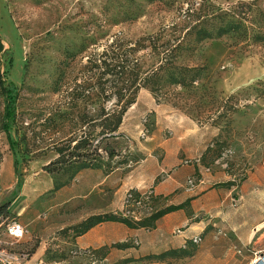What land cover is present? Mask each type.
<instances>
[{
  "label": "rangeland",
  "instance_id": "374dc122",
  "mask_svg": "<svg viewBox=\"0 0 264 264\" xmlns=\"http://www.w3.org/2000/svg\"><path fill=\"white\" fill-rule=\"evenodd\" d=\"M168 1L0 0V85L8 91L5 96L0 90V161L13 159L20 175L32 163L56 162L54 149L64 147L62 165H55L57 171L52 173L67 182L80 170V163L108 171L134 162L138 153L128 145L146 140L160 125L166 126L165 131L169 127L190 129L200 135L205 146V166L230 151L226 167L221 168L231 175L227 181L235 186L231 178L238 174L251 179L245 189H232L225 218L229 223L249 221L254 224L252 232L259 225L261 228L244 244L224 231H218L222 239L215 240L221 249L235 254L237 264H249L254 253L264 250V0H208L221 9L220 14H226L225 20L241 25L222 36L213 32L200 43L185 42L187 49L175 52L176 72L196 69L192 81L186 87L168 84L167 73L159 69V91L153 93L146 87L137 92L116 137L89 141L75 153L71 150L78 135L84 132L91 137L99 130L79 125V115L87 111L93 117L101 107L109 109L114 100L105 103L93 98L71 107L64 87L59 93L54 91L55 79L62 72L64 84L79 83L86 57L101 52L111 40L122 39L126 46H133L140 38L179 24L175 9L184 7L185 0ZM179 27L176 35H182ZM170 53L166 52V68L172 65ZM134 55L143 71L157 62L148 49ZM160 60L159 56V65ZM116 92L109 89L105 95ZM5 103L11 110L7 118ZM67 138L69 148L59 144ZM107 152H112V157ZM194 160H185L190 161L186 165H193ZM120 210L121 203L113 213ZM23 240L7 245L18 257L13 264H91L90 260L95 264H185L179 262L178 255L163 262L152 256L126 263L129 258L104 259L94 253L90 259L58 241L46 247L42 256L31 259L30 250L22 247Z\"/></svg>",
  "mask_w": 264,
  "mask_h": 264
},
{
  "label": "crops",
  "instance_id": "0c3cea01",
  "mask_svg": "<svg viewBox=\"0 0 264 264\" xmlns=\"http://www.w3.org/2000/svg\"><path fill=\"white\" fill-rule=\"evenodd\" d=\"M165 128L160 125L146 140L128 145L138 153L134 162L118 164L108 171L103 166L85 168L67 182H63L60 174L43 170L48 162L32 163L17 175L13 159H3L0 208L4 205L7 208L5 215L0 214V220H15L25 227L22 247L30 250L31 259L42 256L46 247L58 241L77 253L88 249L104 259L137 260L172 250L193 249L190 256L179 262L237 264L233 260L235 254L221 249L215 240L222 239L218 231L236 236L242 244L251 236L254 224L247 220L229 223L225 218L232 189H245L251 179L233 186L227 181L231 175L219 167L210 173L203 172L205 146L200 135L190 129L167 127L165 131ZM198 157H202L201 166L184 164L185 160ZM191 176L203 180L195 192L185 188V181ZM148 188L154 189L158 196V210L181 208L159 217L149 230L103 221L78 236L73 234V229L85 219L118 210L127 190ZM176 230L181 233L176 234ZM196 235L202 239L197 247L190 242ZM133 241L138 245H133Z\"/></svg>",
  "mask_w": 264,
  "mask_h": 264
},
{
  "label": "trees",
  "instance_id": "16d2710c",
  "mask_svg": "<svg viewBox=\"0 0 264 264\" xmlns=\"http://www.w3.org/2000/svg\"><path fill=\"white\" fill-rule=\"evenodd\" d=\"M167 2L169 1L159 0V3ZM175 11H177L179 15V24L173 23L171 26L162 28L153 35L140 38L133 46L129 43L127 47L122 39L115 38L111 40L109 44H106L101 52L94 53L92 56H87L83 65V77L80 79L79 83H72V85L64 84V73L62 72L55 79L53 83L54 91L59 93L64 87L65 99L68 100L67 104L71 107H74L75 103L78 101H89L93 98L105 101V103L111 98L114 100V103H112L109 109L101 107L93 117H90L87 111L79 115L77 121L79 125L82 127L92 125L99 130L95 135H91V137L84 132L78 135L74 140V145L71 147L74 153L80 149H84L89 141H100L116 137L122 124L123 116L127 109L134 104L137 92L141 88L146 87H149L153 93L159 91V69L167 73L166 77L168 79V84L186 87L192 81L194 74H196V69L186 67L183 68L182 72H176L177 69L173 65L176 60L175 52L177 53L184 48L187 49V47H184L185 42L190 44L194 42L200 43L203 40L210 39L213 32L217 36H222L241 25L240 22L225 20L226 16L224 15L226 14H220L221 9H216L208 0H185V6H180L176 8ZM178 26H180L179 29L181 28L182 35H176V32L179 31L177 29ZM188 47L190 48V45ZM144 49L150 50L151 54L157 59L156 64L146 71L142 70V66L139 64L138 59L134 57L137 51ZM1 50L2 46L0 43V51ZM166 52H171V57L169 58L172 59V65L170 68H166L164 64L167 62L168 57L166 56ZM159 56L161 59L160 65ZM88 73L90 75H88ZM192 73L193 75H190ZM0 86L2 94L7 96L8 91L6 87H4L2 83ZM109 89L116 90L117 92L105 95ZM10 111V105L5 103L4 116L6 118L9 116ZM66 115L70 117V114H64V116ZM6 118L3 123L5 128L7 127ZM5 131H7V129H5ZM74 135L75 133L73 136ZM70 139L67 138L62 140L59 144L62 143L65 145V148H69L71 143ZM54 150L58 154V160L53 163L50 162L43 167V170L48 173L57 171V168L54 166H61L63 162L62 156L64 147H57ZM107 155L112 157L113 153L107 152ZM74 157L79 158L80 155H74ZM200 158L202 160V157ZM78 168L82 170L88 168V166L86 163H80ZM6 208L7 205L2 206L0 208V214L5 215ZM180 208L181 206H177L157 210L156 213L149 218L138 222H131L113 214L93 216L85 219L76 226L73 231H75V236H78L103 221H115L126 224L132 228H144L149 230L159 217L167 212ZM118 246L122 247L121 245ZM192 250H172L154 256L159 257V261L163 262V259L166 257L178 255L181 257L179 259H182L190 256ZM151 257L152 256H147L140 258V260H150ZM131 262H133V260L126 259V263Z\"/></svg>",
  "mask_w": 264,
  "mask_h": 264
},
{
  "label": "built area",
  "instance_id": "2783aa9c",
  "mask_svg": "<svg viewBox=\"0 0 264 264\" xmlns=\"http://www.w3.org/2000/svg\"><path fill=\"white\" fill-rule=\"evenodd\" d=\"M231 155L230 151H224L218 159H215L211 165L203 166L202 170L205 173H210L214 167L225 168V159H228ZM190 161H184V164H189ZM201 158L198 157L193 161V164L200 165ZM162 176L166 177V173H162ZM245 175L238 174V176L232 177L231 180L235 183V186L244 180ZM203 183L201 177L191 176L185 181V188L187 191H195ZM158 199L154 189L148 188L142 191H135L129 189L125 192L121 202L120 213H113L115 216L121 217L131 222L142 221L149 218L156 213L155 201ZM27 231L20 223L15 220H0V264H13L17 261L18 257L12 254L8 248V244L13 245L21 241ZM179 230H176V234H180ZM202 239L199 235L193 236L190 242L193 246H197L201 243ZM133 245H137V241H133ZM82 254V253H81ZM83 255L92 259L93 252L91 250L83 251ZM91 264H95L94 260H90ZM249 264H264V250L258 251L253 254L252 260Z\"/></svg>",
  "mask_w": 264,
  "mask_h": 264
},
{
  "label": "bare ground",
  "instance_id": "6f19581e",
  "mask_svg": "<svg viewBox=\"0 0 264 264\" xmlns=\"http://www.w3.org/2000/svg\"><path fill=\"white\" fill-rule=\"evenodd\" d=\"M262 225H259L255 228V230L252 232L251 234V237L254 235L255 232H257L260 228H261Z\"/></svg>",
  "mask_w": 264,
  "mask_h": 264
}]
</instances>
